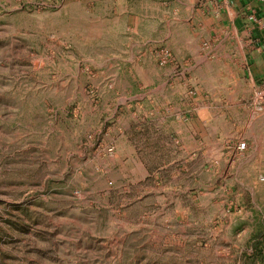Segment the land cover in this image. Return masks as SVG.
<instances>
[{
	"label": "rangeland",
	"instance_id": "rangeland-1",
	"mask_svg": "<svg viewBox=\"0 0 264 264\" xmlns=\"http://www.w3.org/2000/svg\"><path fill=\"white\" fill-rule=\"evenodd\" d=\"M226 6L0 0V264H264V74L216 47Z\"/></svg>",
	"mask_w": 264,
	"mask_h": 264
},
{
	"label": "crops",
	"instance_id": "crops-1",
	"mask_svg": "<svg viewBox=\"0 0 264 264\" xmlns=\"http://www.w3.org/2000/svg\"><path fill=\"white\" fill-rule=\"evenodd\" d=\"M251 14L255 21L249 19ZM221 16L224 20L219 18L218 21L231 32L216 47L219 46L228 57L235 44L243 76L260 79L264 74V0H230V6L225 7ZM229 38L231 42H228ZM231 62L234 63V59Z\"/></svg>",
	"mask_w": 264,
	"mask_h": 264
},
{
	"label": "built area",
	"instance_id": "built-area-1",
	"mask_svg": "<svg viewBox=\"0 0 264 264\" xmlns=\"http://www.w3.org/2000/svg\"><path fill=\"white\" fill-rule=\"evenodd\" d=\"M249 19L254 20V16L251 14V15L249 16ZM254 21H255V20H254Z\"/></svg>",
	"mask_w": 264,
	"mask_h": 264
}]
</instances>
